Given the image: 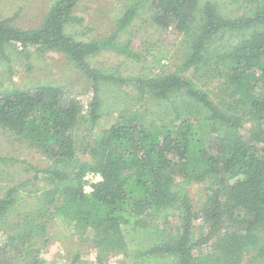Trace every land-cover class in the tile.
Instances as JSON below:
<instances>
[{
  "label": "trees",
  "instance_id": "16d2710c",
  "mask_svg": "<svg viewBox=\"0 0 264 264\" xmlns=\"http://www.w3.org/2000/svg\"><path fill=\"white\" fill-rule=\"evenodd\" d=\"M49 1L36 28L0 18V71L30 46L59 54L88 79L89 114L53 80L0 90V129L50 161L0 196V264H43L44 246L86 235L99 264L115 254L128 264H264V0H132L116 31L96 40L80 33L79 0ZM139 19L182 35L179 69L166 67L163 50L139 75L123 73L122 62L141 59L128 38ZM103 57L121 63L106 67ZM188 72L217 81L222 100ZM111 115L119 122L96 133ZM86 121L95 142L82 146ZM16 162L0 156V183ZM91 173L100 179L89 184ZM212 178L207 232L197 236L189 188Z\"/></svg>",
  "mask_w": 264,
  "mask_h": 264
},
{
  "label": "rangeland",
  "instance_id": "374dc122",
  "mask_svg": "<svg viewBox=\"0 0 264 264\" xmlns=\"http://www.w3.org/2000/svg\"><path fill=\"white\" fill-rule=\"evenodd\" d=\"M131 3L132 0H79L75 15L84 21V26L80 29V33L84 34V39H103L113 34L117 29L118 19ZM51 5L52 2L49 0H0V18L11 19L13 25L22 29L36 28ZM129 31L130 49L140 55L141 59L135 58L122 62L123 65L120 68L123 73L131 76L139 75L142 69L150 64L151 56L163 50L169 52V58L164 62L168 69L177 70L185 62L186 48L182 45V35L175 28L162 29L144 19H139L132 24ZM25 53L29 56L10 55L12 61L9 70L0 71V90L5 87L19 88L25 84L30 85L38 79L53 80L62 86L66 100L76 99L79 102L82 107V116L86 119L92 97L91 85L86 76L80 71L72 70L69 62L59 54L49 53L39 57L34 46L28 47ZM99 61L106 67H117L121 63L120 59L113 57H103ZM187 75L195 78L197 86L208 92L213 101L219 103L222 100L223 94L218 88L217 81L207 84V80L194 77L192 72H188ZM257 87L262 90L259 83ZM131 91L135 95L133 88ZM118 122L117 115L105 117L100 128L95 132L100 133L103 129H108ZM87 123L86 121L77 127L78 143L82 146L89 141L92 142L91 144L95 142L94 136H90L87 132ZM0 156L17 161L2 167L6 181L0 183V196L4 195L11 184L33 179L35 173L32 167L45 170L50 165V161L36 146L3 129H0ZM79 157L84 160L89 159L82 154L81 149ZM44 176L40 174L39 177L42 179ZM91 183L93 181L89 182ZM218 184L219 182L212 178L189 188L194 213L197 217L193 229L197 236L207 232L208 224L201 216V209L208 196L218 188ZM97 257V248L93 240L87 238V235L82 238L71 236L66 247L54 241L41 250L43 264H99ZM103 264H128V261L122 254H115L109 255ZM242 264L248 263L245 260Z\"/></svg>",
  "mask_w": 264,
  "mask_h": 264
},
{
  "label": "built area",
  "instance_id": "2783aa9c",
  "mask_svg": "<svg viewBox=\"0 0 264 264\" xmlns=\"http://www.w3.org/2000/svg\"><path fill=\"white\" fill-rule=\"evenodd\" d=\"M99 179H100L99 175H95V174H92V173L88 174L87 177H86V181L87 182H92L93 181V183L97 182ZM86 191L87 192H91L92 191L91 186L86 187Z\"/></svg>",
  "mask_w": 264,
  "mask_h": 264
}]
</instances>
